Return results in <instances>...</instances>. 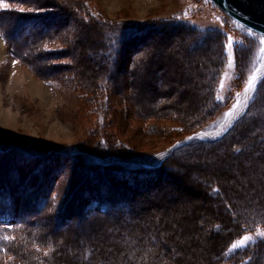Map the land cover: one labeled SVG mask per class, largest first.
Returning <instances> with one entry per match:
<instances>
[{"label": "rangeland", "instance_id": "1", "mask_svg": "<svg viewBox=\"0 0 264 264\" xmlns=\"http://www.w3.org/2000/svg\"><path fill=\"white\" fill-rule=\"evenodd\" d=\"M101 20L147 29L113 66L99 57ZM0 27V209L26 221L0 220V264H212L220 248L216 261L264 264V77L223 136L179 146L154 173L92 165L217 130L263 58V35L211 0H0Z\"/></svg>", "mask_w": 264, "mask_h": 264}, {"label": "water", "instance_id": "2", "mask_svg": "<svg viewBox=\"0 0 264 264\" xmlns=\"http://www.w3.org/2000/svg\"><path fill=\"white\" fill-rule=\"evenodd\" d=\"M221 11L227 14L229 17L247 27L248 29L254 31L257 34L264 36V0H211ZM264 73L262 77L259 79L258 83L263 79ZM258 85V84H257ZM255 86V89L257 87ZM254 89V90H255ZM252 90V92H254ZM249 104H247L246 109L238 115L230 124H227L223 130L220 128L213 135H204V133H210V131H206L199 134H192L188 138L176 142L173 144L165 154L162 155L161 159L158 161H152L153 158L150 157L149 160L147 158H135V159H123V158H109V159H96L99 164L109 165L114 162L124 163V164H132V165H144L148 167H156L162 164L176 149L181 145H185L190 143L194 138H198L201 140H209L215 139L223 136L236 122L239 118L244 115V113L248 110ZM227 116V113H226ZM225 116V118H226ZM191 137V139H189Z\"/></svg>", "mask_w": 264, "mask_h": 264}, {"label": "trees", "instance_id": "3", "mask_svg": "<svg viewBox=\"0 0 264 264\" xmlns=\"http://www.w3.org/2000/svg\"><path fill=\"white\" fill-rule=\"evenodd\" d=\"M78 14H79V16L82 15L81 13H78ZM89 18H91V17H89V16L85 17V19H87V20H89ZM99 23L101 25H105L106 26V29L103 28V31H102L103 44H102L101 48L99 49L100 51L98 50L100 52L99 57L101 59L103 58L102 60H105V62L107 64H109L110 66H113V64H114L113 59H116L115 56L117 57L118 54L123 50V48L128 46L127 47V50H128V48L130 47L129 43H131L128 40L132 39V36H134V37L136 36L135 38H137V35L140 36L139 39H135V40L139 41V40H142V37H143L142 35H144L145 31H147V29H142V30L136 31L137 28L136 27H131V26H118V25L114 26V25L109 24L107 22L104 23L102 20ZM1 27H3V29ZM1 27L0 28H1L2 32L4 33V35L7 38V35L5 33L6 30L4 29V26H1ZM130 41H134V40H130ZM125 43H126V45H125ZM123 44L125 45V47H123ZM111 54H112V57H111ZM201 142H207V141L198 139V140H194L192 143H201ZM212 142H214V141H212ZM187 145H184L182 147H186ZM180 149H181V147L176 148L175 151L173 152V154L175 152L179 151ZM165 163H166V160H165V162L163 164L165 165ZM163 164H161L159 167H162ZM92 165L98 166L99 168H102L104 170H106L107 168H110V166H111V165L110 166L109 165L108 166L101 165L99 163H93ZM117 165L118 164L116 163L115 165H112L111 167L114 168V166L116 167ZM136 165H139V164H136ZM136 165L135 166L131 165L129 167H126V166H121V164H119L118 166L126 168V169L130 168L132 170L142 169V170H145V171L147 170L148 171V170L153 169V168H150V167H146L144 165H140V166H136ZM158 169H160V168H158ZM14 202H15V200L12 199L10 205L14 204ZM91 203H95V207H98L99 209L105 211V213L107 211L111 212V211L114 210V208L111 207L112 205H110V206L107 205L108 203H104V201H102V199H96V200H94ZM0 210L2 211V209H0ZM130 211L132 212V210H130ZM13 213L14 212H10V211L8 212V210L0 212V220H2L4 217H6V218H16L17 222H16V224H14V226H18V225H22V224L26 223V221H24V220L22 221V219H19V217H15ZM25 214H26V211H25ZM123 214L124 213H116L115 212V217L122 216ZM97 215H99V213L94 215L91 218H94ZM20 218H22V217H20ZM97 218L99 219V216ZM258 248H259V246L256 247V250H258ZM219 251H220L219 253L214 254L215 256H213V258H212V264H225V261L227 259L223 260V261H216V258L218 259L219 257L223 258V256L224 257L226 256L225 255L226 254V250L225 249L220 248ZM226 262H228V260Z\"/></svg>", "mask_w": 264, "mask_h": 264}, {"label": "bare ground", "instance_id": "4", "mask_svg": "<svg viewBox=\"0 0 264 264\" xmlns=\"http://www.w3.org/2000/svg\"><path fill=\"white\" fill-rule=\"evenodd\" d=\"M63 15H64V14H63ZM63 15H61V16L63 17ZM62 17H61V18H62ZM64 18H65V16H64ZM171 29H172V28H171ZM178 30H179V29H178ZM167 31H169V29H168ZM148 32H149V30H148ZM169 32H171V31H169ZM172 32H174V30H173ZM176 32H177V31H176ZM146 33H147V32H146ZM166 33H168V32H165V34H166ZM177 33H178V32H177ZM152 34H153V32L151 33V35H152ZM165 34H164V35H165ZM172 34H173V33H172ZM148 35H149V34H148ZM151 35H150V36H151ZM166 35H167V34H166ZM152 36H153V35H152ZM152 36H151V37H152ZM171 36H172V35H171ZM173 36H174V35H173ZM0 45H1V44H0ZM3 48H4V47L1 45L0 50L3 51V50H4ZM97 62H98V61H97ZM97 62H96V63H97ZM92 64H93V63H92ZM94 64H95V63H94ZM97 64H98V66H99V63H97ZM90 66H91V65H90ZM96 66H97V65H96ZM96 66H95V67H96ZM100 66H101V65H100ZM91 67H92V66H91ZM102 67H103V66H102ZM88 68H89V67H88ZM88 68H87V69H88ZM92 69H93V68H92ZM94 69H95V68H94ZM97 69H98V68L96 67L95 71H96ZM89 70L91 71V69H89ZM100 70H101V69H100ZM100 70H99V71H100ZM97 71H98V70H97ZM93 73H94V72H93ZM263 73H264V54H263V58H262L261 62L259 63V65L257 66V68L254 70V72L251 74V76H250V78H249V80H248L249 84H248V82H247L246 87L243 89V91L241 92V94L238 96V98H237V100L235 101V103L233 104V106L228 110V112H227V116H226V118L224 119V121L220 124V126L217 128V130H215V131H211L210 133H207L206 136H207V135H213V134H214L216 131H218L220 128H222L223 130H225L224 128L227 127V124H230V122H232V121H233L238 115H240V114L246 109L247 104L249 103V101H250V99H251V96H252V94H253L252 90L255 89V86L258 84V81H259V79L262 77ZM95 74H96V73H95ZM3 148H4V147H3ZM11 151H12V150H11ZM8 152H9V151H8ZM13 152H14V151H13ZM10 153H11V152H10ZM12 154H13V153H12ZM12 154H11V155H12ZM56 154H58V153H56ZM17 155H18V154H17ZM54 155H55V154H54ZM162 155H163V154H161V155H157V156H153V158H152L151 160H152V161H158L159 159H161ZM171 155H172V154H171ZM171 155H170V156H171ZM7 156H8V155H7ZM16 157H17V156H16ZM16 157H15V158H16ZM59 157H60V156H59ZM64 157H65V156H64ZM15 158H14V159H15ZM42 158H44V157H41V159H42ZM50 158H51V157H50ZM53 158H54V156H53ZM65 158H66V157H65ZM33 159H34V158H32V161H33ZM36 159H37V158H36ZM38 159H39V158H38ZM63 159H64V158H63ZM63 159H61V160H63ZM48 160H49V158H48ZM48 160H47V161H48ZM65 160H66V159H65ZM147 160H149V158H148ZM167 160H168V158H167ZM167 160H166V162H167ZM39 161H41V160H39ZM55 161H56V160H55ZM55 161H54V162H55ZM58 161H60V160H58ZM66 161H67V160H66ZM1 162H2V161H1ZM36 162H37V161H36ZM48 162H49V161H48ZM169 162H170V161H169ZM29 163H30V162H29ZM34 163H35V162H34ZM76 163H77V161H76ZM162 163H164V161H163ZM0 164H1V163H0ZM46 165H47V164H46ZM48 165H49V164H48ZM55 165H56V164H55ZM163 165H164V164H163ZM163 165H162V166H163ZM165 165H166V164H165ZM117 166H118V165H117ZM167 166H168V165H167ZM163 167H164V166H163ZM46 168H47V167H46ZM50 168H51V167H50ZM50 168H49V169H50ZM54 168H55V166H54ZM80 168H82V167H80ZM157 168H158V167H157ZM160 168H161V167H160ZM165 168H166V166H165ZM47 169H48V168H47ZM56 169H57V168H56ZM59 169H60V168H59ZM87 169H89V168H87ZM115 169H117V168H115ZM19 170H20V169H19ZM52 170H53V169H52ZM75 170H77V169H75ZM82 170H83V168H82ZM139 170H140V169H139ZM158 170H159V169H158ZM158 170H157V171H158ZM161 170H162V169H161ZM63 171H64V170H63ZM85 171H86V169H85ZM85 171H82V172H85ZM87 171H89V170H87ZM87 171H86V172H87ZM119 171H120V169H119ZM140 171H141V170H140ZM142 171H143V170H142ZM142 171H141V172H142ZM144 171H145V170H144ZM146 171H147V170H146ZM148 171H149V170H148ZM151 171L153 172V170H151ZM155 171H156V170H155ZM19 172H20V171H19ZM21 172H24V170L21 171ZM82 172H81V173H82ZM86 172H85V173H86ZM92 172H93V171H92ZM132 172H133V171H132ZM137 172H138V169H137ZM137 172H136V173H137ZM159 172H160V170H159ZM16 173H17V172H16ZM49 173H50V172H49ZM51 173H52V172H51ZM76 173H78V170H77ZM79 173H80V172H79ZM81 173L78 174V175H79L78 177L83 176V173H82V175H81ZM88 173L90 174V172H88ZM88 173H87V174H88ZM113 173L115 174L116 172H113ZM122 173H123V172H122ZM138 173H139V172H138ZM153 173H154V172H153ZM153 173H152V174H153ZM167 173H168V172H167ZM52 174H53V173H52ZM56 174H58V173H56ZM93 174H95V173L93 172ZM93 174H92V175H93ZM119 174H120V173H119ZM119 174H118V175H119ZM124 174H125V173H124ZM157 174H158V173H157ZM18 175L21 176L22 174H21V175L18 174ZM59 175H60V174H59ZM76 175H77V174H76ZM154 175H155V174H154ZM160 175H161V174H160ZM163 175H164V174H163ZM165 175H166V174H165ZM24 176H25V175H24ZM73 176H74V174H73ZM84 176H85V175H84ZM109 176H110V174H109ZM111 176H112V174H111ZM111 176H110V177H111ZM113 176H114V175H113ZM14 177H16V176H14ZM21 177H22V176H21ZM54 177H55V176H53V179H54ZM56 177H57V176H56ZM107 177H108V175H107ZM156 177H157V176H156ZM166 177H167V176H166ZM7 178H8V177H7ZM16 178H19V177L17 176ZM33 178H34V176H33ZM33 178H31V179H33ZM51 178H52V177H51ZM81 178H82V177H81ZM81 178H80V180H81ZM90 178H91V176H90ZM90 178H89V179H90ZM95 178H96V177H95ZM108 178H109V177H108ZM112 178H113V177H112ZM148 178H149V177H148ZM148 178H147V180H148ZM157 178H159V177H157ZM14 179H15V178H13L12 180L14 181ZM19 179L22 180V178H19ZM34 179H35V178H34ZM76 179H77V178H76ZM82 179H83V178H82ZM87 179H88V177H87ZM89 179H88V180H89ZM92 179L94 180V178H92ZM113 179H114V178H113ZM150 179H151V177H150ZM150 179H149V180H150ZM3 180H4V178L2 179V181H3ZM5 180H6V178H5ZM8 180H9V179H8ZM50 180H51V179H50ZM77 180H78V179H77ZM83 180H84V179H83ZM83 180H82V181H83ZM88 180H87V181H88ZM93 180H92V181H93ZM111 180H112V179H111ZM129 180H131V179H129ZM129 180H128V181H129ZM144 180H145V179H143V181H144ZM151 180H152V179H151ZM158 180H159V179H158ZM0 181H1V180H0ZM2 181H1V182H2ZM13 181H12V182H13ZM15 181H18V179H16ZM29 181H31V180L29 179ZM36 181H37V180H36ZM36 181L34 180L33 182H36ZM45 181H46V180H45ZM96 181H98V179H96ZM109 181H110V180H109ZM116 181H117V180H116ZM153 181H154V180H153ZM4 182H5V181H4ZM4 182H3V183H4ZM8 182H9V181H8ZM10 182H11V181H10ZM49 182H50V181H49ZM113 182H114V181H113ZM124 182H125V181H124ZM6 183H7V182H6ZM91 183H92V182H91ZM91 183H90V184H91ZM96 183H97V182H96ZM96 183H95V185H96ZM125 183H126V182H125ZM139 183H140V181H139ZM143 183H146V182H143ZM150 183H151V182H150ZM152 183H153V182H152ZM157 183H158V182H157ZM1 184H2V183H0V185H1ZM8 184H9L10 186H9ZM8 184H7V185L9 186V189H10V187H11L12 185H11L10 183H8ZM12 184H14V183H12ZM20 184H21V182H20ZM49 184H50V183H49ZM93 184H94V183H93ZM113 184H115V183H113ZM126 184H128V182H127ZM133 184H134V183H133ZM137 184H138V183H137ZM3 185H4V184H3ZM14 185H15V184H14ZM14 185H13V186H14ZM16 185H17V184H16ZM16 185H15V186H16ZM71 185H72V184H71ZM83 185H84V184H83ZM91 185H92V184H91ZM95 185H94L93 187H95ZM99 185H100V183H99ZM99 185H98V186H99ZM130 185H131V183H130ZM1 186H2V185H1ZM1 186H0V187H1ZM15 186H14V188H16ZM131 186H133V185H131ZM146 186H147V185H146ZM154 186H155V184H154ZM18 187H20V186H18ZM18 187H17V188H18ZM48 187H49V185H48ZM80 187H81V186H80ZM128 187H129V186H128ZM135 187H138V186H135ZM144 187H145V186H143L142 188H144ZM1 188H4V187H1ZM12 188H13V187H12ZM12 188H11V189H12ZM14 188H13V189H14ZM89 188H90V186H89ZM108 188H109V186H108ZM130 188L132 189V187H130ZM139 188H140V186H139ZM11 189H10V190H11ZM13 189H12V190H13ZM19 189H20V188H19ZM76 189H77V188H76ZM95 189H96V188H95ZM95 189H94V190H95ZM137 189H138V188H137ZM137 189H136V190H137ZM144 189H145V188H144ZM14 190H15V189H14ZM23 190H24V188H23ZM94 190H93V191H94ZM96 190H97V189H96ZM136 190H135V191H136ZM5 191H6V190H5ZM16 191H17V190H15L14 192L16 193ZM77 191H78V189H77ZM131 191H132V190H131ZM142 191H143V190H142ZM133 192H134V190H133ZM133 192H132V193H133ZM143 192H144V191H143ZM71 193H73V192L70 190V194H71ZM74 193H75V192H74ZM91 193H92V192H91ZM137 193H138V192H137ZM82 194H83V193H82ZM133 194L135 195L136 193H133ZM15 195H16V194H15ZM152 195H153V194H152ZM71 196H72V195H71ZM79 196H81V195L79 194ZM131 196H132V195H131ZM147 196H148V195H147ZM76 197H77V196H76ZM81 197H83V195H82ZM81 197H80V198H81ZM133 197H134V196H133ZM18 198H19V197H18ZM74 198H75V197H74ZM80 198H79V199H80ZM127 198H128V197H127ZM130 198H131V197H130ZM136 198H137V197H136ZM167 198H168V197H165V200H166ZM169 198H170V197H169ZM171 198H172V197H171ZM75 199H76V198H75ZM75 199H74V200H75ZM81 200H82V199H81ZM128 200H131V199H128ZM136 200H137V199H136ZM168 200H169V199H168ZM173 200H174V199H173ZM134 201H135V198H134ZM170 201H171V200H170ZM18 202H19V201H18ZM130 202H131V201H130ZM139 202H140V201H139ZM74 203H75V202H74ZM140 203H141V202H140ZM142 204L144 205L145 202H142ZM142 204H141V205H142ZM148 204H149V203H148ZM73 205H74V204H73ZM139 205H140V204H139ZM145 205H146V204H145ZM145 205H144V206H145ZM163 205H165V206L167 207L166 204H163ZM146 206H147V205H146ZM156 206H158V205H156ZM156 206H155V207H156ZM68 207H70V206H68ZM68 207H67V209H68ZM73 207H75V206H73ZM134 207H135V206H134ZM149 207H150V206H149ZM145 208H147V207H145ZM157 208H158V207H157ZM162 208H164V207H162ZM70 209L72 210L73 208H70ZM70 209H68L67 211H70ZM135 209H136V208H135ZM139 209H142V208H139ZM148 209H150V208H148ZM133 210H134V209H133ZM67 211H66L65 214H67ZM138 211H139V213H140V212L142 213V211H140V210H138ZM144 211H145V209H144ZM144 211H143V212H144ZM146 211L148 212L149 210H146ZM146 211H145V213H146ZM64 212H65V211H64ZM69 213H70V212H69ZM132 213H133V212H132ZM137 214H138V213H137ZM142 218L144 219L145 217L142 216ZM115 219H116V223H118L119 221L117 222V218H114V220H115ZM140 219H141V218H140ZM114 220H113V221H114ZM42 221H43V220H42ZM45 221H46V220H44V223H43V224H45ZM107 221H108V219H107ZM113 221H112V222H113ZM94 222H95V224H96L97 221H94ZM94 222H93V223H94ZM112 222H111V223H112ZM123 222L125 223V221H123ZM46 223H47V221H46ZM97 223H100V221H98ZM104 223H105V222H104ZM109 223H110V221H109ZM109 223H108V224H109ZM114 223H115V222L112 223V226L109 224L110 227H113V226H114ZM116 223H115V225H116ZM40 224H41V223H40ZM40 224H39V226H40ZM43 224H42V225H43ZM119 224H120V225H118V229H119V226H121V227L123 226L122 222H121V223L119 222ZM128 224H129V223H128ZM128 224H127V223L124 224V229H125V225H126V227H127ZM46 225H47V224H46ZM90 225H91V224H90ZM90 225H89V226H90ZM96 225L99 226V224H96ZM96 225H95V226H96ZM101 225H102V224H101ZM109 225H108V226H109ZM89 226L87 227L88 229H89ZM93 226H94V225H93ZM95 226H94V227H95ZM102 226H103V225H102ZM102 226H101V227H102ZM105 226H106V225L104 224V226H103L102 229H104ZM43 227H44V226H43ZM43 227H42V228H43ZM45 227H46V226H45ZM91 227H92V225H91ZM91 227H90V228H91ZM129 227H130V226H129ZM87 228H85L84 230L87 231ZM99 228H100V226H99ZM99 228L97 227L96 229H99ZM107 228H108V227H107ZM107 228H106V229H107ZM93 229H94V228H93ZM126 229H128V228H126ZM126 229H125V230H126ZM119 230H120V229H119ZM119 230H118V231H119ZM121 230H122V228H121ZM128 230L130 231V229H128ZM78 231H79V230H78ZM86 231H85V232H86ZM90 231H92V228H91ZM102 231H103V230H102ZM110 231H111V230H110ZM132 231H134V229H133ZM132 231H131V232H132ZM76 232H77V231H76ZM76 232H75V233H76ZM92 232H93V231H92ZM99 232H100V230H99ZM111 232H113V231H111ZM111 232H110V233L108 232V233L111 234ZM78 233H79V232H78ZM83 233H84V232H83ZM87 233L89 234V231H88ZM90 233H91V232H90ZM106 233H107V231H106ZM108 233H107V234H108ZM117 233H118V232H117ZM119 233H120V231H119ZM66 234H67V233H65V232L63 233L64 236H65ZM84 234H86V233H84ZM101 234H102V232H101ZM103 234H105V232H103ZM107 234H105V236H106ZM113 234H115V231H114ZM61 235H62V234H61ZM63 235H62V236H63ZM73 235H74V234H73ZM82 235H83V234H82ZM90 235H92V234H90ZM68 236H72V235H67V239H68ZM76 236H77V235H76ZM76 236H74V237L76 238ZM84 236H85V235H84ZM94 236H95V234H94ZM107 236H110V235H107ZM111 236H112V234H111ZM65 237H66V236H65ZM78 237L81 238L80 235L77 236L76 239L73 238V237H72V238L78 241V240L80 239V238H78ZM86 237L88 238V235H86ZM97 237H98V236H97ZM97 237L95 236V238H97ZM69 238H70V237H69ZM92 238H93V237H92ZM119 238H120V236H119ZM89 239H91V238L89 237V238H88V241H89ZM99 239H100V237H99ZM101 239H102V238H101ZM107 239H108V242H109V238H107ZM107 239H106V240H107ZM114 239H115V238H114ZM117 239H118V237L116 236V241H117ZM64 240H66V239H64ZM93 240H94V239H93ZM97 240H98V239H97ZM106 240H105V241H106ZM111 240H112V239H111ZM68 241H69V239H68ZM72 241H73V240H71V242H72ZM85 241H86V240H85ZM99 241H100V240H99ZM69 242H70V241H69ZM78 242H79V241H78ZM80 242H82V241H80ZM101 242H102V240H101ZM108 242L106 241L105 244H107ZM112 242H113V241H112ZM112 242H110V243H112ZM114 242H115V241H114ZM67 243H68V242H67ZM83 243H84V242H83ZM85 243H86V242H85ZM71 244H72V243H71ZM73 244H76V243H73ZM73 244H72V245H73ZM105 244H104V245H105ZM69 245H70V243H69ZM72 245H71V246H72ZM80 245H81V244H80ZM77 246H78V245H77ZM108 246H109V243H108ZM73 247H75V246H73ZM66 256H67V255H66ZM64 257H65V255H64ZM67 257H68V256H67ZM69 257L71 258V256H69ZM69 257H68V258H69ZM67 260H68V259H67ZM78 262H79V261H78ZM74 264H75V263H74Z\"/></svg>", "mask_w": 264, "mask_h": 264}, {"label": "snow or ice", "instance_id": "5", "mask_svg": "<svg viewBox=\"0 0 264 264\" xmlns=\"http://www.w3.org/2000/svg\"><path fill=\"white\" fill-rule=\"evenodd\" d=\"M261 43H264V37H261ZM261 51H264V49H261ZM189 139H191V137ZM249 240H250L249 236H244L243 239L233 243L231 247L233 250L238 249L240 247H244Z\"/></svg>", "mask_w": 264, "mask_h": 264}]
</instances>
